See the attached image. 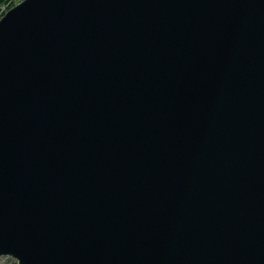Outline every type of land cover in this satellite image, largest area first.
I'll return each mask as SVG.
<instances>
[{
    "label": "water",
    "instance_id": "1",
    "mask_svg": "<svg viewBox=\"0 0 264 264\" xmlns=\"http://www.w3.org/2000/svg\"><path fill=\"white\" fill-rule=\"evenodd\" d=\"M264 264V0H22L0 18V255Z\"/></svg>",
    "mask_w": 264,
    "mask_h": 264
},
{
    "label": "rangeland",
    "instance_id": "2",
    "mask_svg": "<svg viewBox=\"0 0 264 264\" xmlns=\"http://www.w3.org/2000/svg\"><path fill=\"white\" fill-rule=\"evenodd\" d=\"M17 3L21 2L22 0H15ZM13 4V3H12ZM10 7H13V5L7 6L4 8L3 13L1 14L0 18L4 15V13L9 10ZM0 264H19L16 257H13L11 255H0Z\"/></svg>",
    "mask_w": 264,
    "mask_h": 264
},
{
    "label": "trees",
    "instance_id": "3",
    "mask_svg": "<svg viewBox=\"0 0 264 264\" xmlns=\"http://www.w3.org/2000/svg\"><path fill=\"white\" fill-rule=\"evenodd\" d=\"M13 3V4H12ZM17 2L15 0H0V16L4 11V8L10 5H15Z\"/></svg>",
    "mask_w": 264,
    "mask_h": 264
}]
</instances>
